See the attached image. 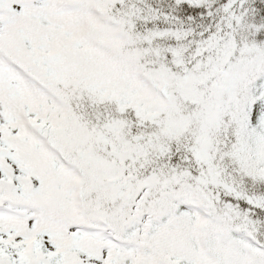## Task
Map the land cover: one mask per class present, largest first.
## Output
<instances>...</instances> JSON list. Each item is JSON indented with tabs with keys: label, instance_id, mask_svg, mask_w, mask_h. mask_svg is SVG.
<instances>
[{
	"label": "snow or ice",
	"instance_id": "snow-or-ice-1",
	"mask_svg": "<svg viewBox=\"0 0 264 264\" xmlns=\"http://www.w3.org/2000/svg\"><path fill=\"white\" fill-rule=\"evenodd\" d=\"M0 264H264V0H0Z\"/></svg>",
	"mask_w": 264,
	"mask_h": 264
}]
</instances>
